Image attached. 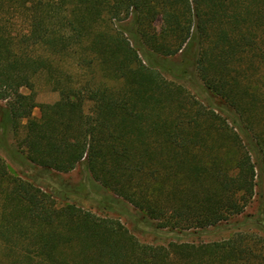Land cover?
Here are the masks:
<instances>
[{"label": "trees", "instance_id": "obj_1", "mask_svg": "<svg viewBox=\"0 0 264 264\" xmlns=\"http://www.w3.org/2000/svg\"><path fill=\"white\" fill-rule=\"evenodd\" d=\"M178 52H194L231 115L166 78L191 65L170 63ZM70 68L86 72L78 81ZM40 73L59 92L53 104L35 99ZM0 101L4 133L27 120L30 161L84 164L158 228L216 226L256 198L264 212V0H0ZM0 191V242L7 254L21 246L11 264H264L245 234L140 243L118 220L57 207L1 158Z\"/></svg>", "mask_w": 264, "mask_h": 264}, {"label": "rangeland", "instance_id": "obj_2", "mask_svg": "<svg viewBox=\"0 0 264 264\" xmlns=\"http://www.w3.org/2000/svg\"><path fill=\"white\" fill-rule=\"evenodd\" d=\"M161 20L153 23L158 29ZM161 57L152 59V62L163 63ZM191 60V65L185 67L184 73L175 75L173 72L164 71L168 80L182 84L186 91L197 101L206 105L216 106L224 113L231 115L232 110L229 105L218 95L210 91L200 79L192 60L194 52H178L175 55L168 56L167 59L174 65L182 64L183 59ZM74 77L85 73V70H76L70 68ZM84 71V72H83ZM97 73V77L100 78ZM35 99L38 103L53 104L59 100L58 91L53 90L45 73L38 74L35 79ZM79 81V80H78ZM107 84H117L115 81H106ZM23 93H31L27 88H22ZM91 103L85 102L84 110L88 111ZM6 107L5 101H0V124L3 121V109ZM41 116L40 107L33 110L32 117ZM27 120L21 119L17 128L8 123L6 132L0 125V158L4 160L10 175L20 177L25 181L39 187L41 191L49 195L57 207H63L67 204H74L82 209L90 210L98 217L112 218L120 221L123 227H126L140 243L152 245H167L169 242H195L206 243L213 241H222L237 239L240 234L253 237L251 243L256 253L263 251L264 238L263 228L254 222L255 219L264 218V212L259 199L253 201L247 206L243 214L234 216L228 222L223 221L216 226L193 229H171L158 228L156 222L150 219L143 211L139 210L131 203L119 197L111 189L102 186L87 170L84 164L78 165L75 169L68 172H59L54 169L44 168L29 160L25 145L22 139L25 134ZM4 203V196L0 191V208ZM257 236V237H256ZM254 242H257L256 244ZM4 244L0 242V264H11L14 262L15 255L21 246L14 247L10 251L13 254H7ZM262 247V248H261ZM35 262V261H34Z\"/></svg>", "mask_w": 264, "mask_h": 264}]
</instances>
